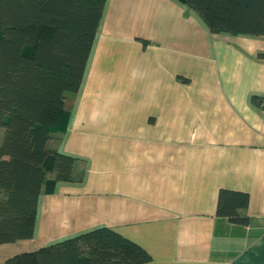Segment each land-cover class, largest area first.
<instances>
[{
  "label": "crops",
  "instance_id": "crops-1",
  "mask_svg": "<svg viewBox=\"0 0 264 264\" xmlns=\"http://www.w3.org/2000/svg\"><path fill=\"white\" fill-rule=\"evenodd\" d=\"M260 52L264 36L211 33L177 0H106L47 144L77 157L74 179L40 195L34 247L107 226L144 264H264ZM220 189L247 193L244 222L217 213Z\"/></svg>",
  "mask_w": 264,
  "mask_h": 264
},
{
  "label": "trees",
  "instance_id": "trees-1",
  "mask_svg": "<svg viewBox=\"0 0 264 264\" xmlns=\"http://www.w3.org/2000/svg\"><path fill=\"white\" fill-rule=\"evenodd\" d=\"M211 33L264 36V0H177ZM106 0H0V243L34 235L42 193L73 181L77 157L50 148L66 129ZM264 59V52L257 55ZM251 101L264 108V96ZM246 192L220 189L217 213L244 222ZM150 254L99 226L8 256L3 264H144Z\"/></svg>",
  "mask_w": 264,
  "mask_h": 264
},
{
  "label": "rangeland",
  "instance_id": "rangeland-1",
  "mask_svg": "<svg viewBox=\"0 0 264 264\" xmlns=\"http://www.w3.org/2000/svg\"><path fill=\"white\" fill-rule=\"evenodd\" d=\"M3 133L2 127H0V139ZM34 242L32 239L19 240L13 243H0V261L3 260L9 254H15L18 252H24L28 250H34Z\"/></svg>",
  "mask_w": 264,
  "mask_h": 264
}]
</instances>
